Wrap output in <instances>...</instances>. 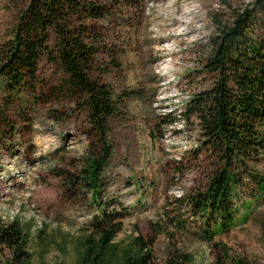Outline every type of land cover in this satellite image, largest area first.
<instances>
[{
  "label": "rangeland",
  "instance_id": "rangeland-1",
  "mask_svg": "<svg viewBox=\"0 0 264 264\" xmlns=\"http://www.w3.org/2000/svg\"><path fill=\"white\" fill-rule=\"evenodd\" d=\"M107 1L110 15L93 24L103 47L91 76L120 104L109 125L112 154L98 204L67 179L83 174L87 159L99 154L85 133L86 105L54 95L64 78L42 58L35 92H21L12 106L6 107L0 78V217L17 218L29 229L32 264H74L98 205L107 204L125 213L107 264H123L121 251L138 234L156 235L154 254L161 261L178 248L192 252L198 264H264L261 198L246 223L217 235L214 243L193 235L199 222L189 200L201 187L204 165L188 153L196 133L178 115L200 89L193 76L210 35L251 0ZM25 3L0 0V48ZM178 219L187 227H177Z\"/></svg>",
  "mask_w": 264,
  "mask_h": 264
},
{
  "label": "trees",
  "instance_id": "trees-1",
  "mask_svg": "<svg viewBox=\"0 0 264 264\" xmlns=\"http://www.w3.org/2000/svg\"><path fill=\"white\" fill-rule=\"evenodd\" d=\"M108 6L107 0H26L12 36L0 48L6 107L20 101L21 92H35L42 58L64 78L54 95H71L86 105L85 133L95 141L99 154L87 159L83 174L67 179L69 184L85 187L97 204L102 173L112 154L109 125L120 104L107 86L91 76L103 47L93 24L110 15ZM223 21L205 44L204 58L193 76L200 89L178 114L187 129L196 133L195 146L188 153L204 165V180L189 205L199 222V229L192 233L207 243L246 223L253 202L264 200V0L233 9ZM239 200L245 208L241 215ZM108 205H98L100 211L90 220L74 264L108 263L125 214ZM176 224L187 227L185 220L178 219ZM155 242L156 235L134 236L121 251L123 264H198L192 252L178 248L158 260ZM29 243L26 226L17 218L6 222L0 217V264H32Z\"/></svg>",
  "mask_w": 264,
  "mask_h": 264
}]
</instances>
